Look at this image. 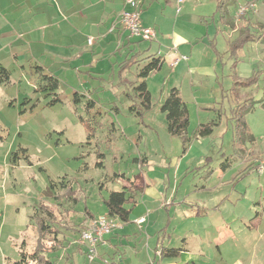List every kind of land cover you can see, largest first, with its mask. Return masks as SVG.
Returning <instances> with one entry per match:
<instances>
[{
    "label": "rangeland",
    "instance_id": "obj_1",
    "mask_svg": "<svg viewBox=\"0 0 264 264\" xmlns=\"http://www.w3.org/2000/svg\"><path fill=\"white\" fill-rule=\"evenodd\" d=\"M19 1L0 0V32L20 9L24 17L32 14L28 9L31 1ZM11 4L9 13H1ZM246 6H241L238 13ZM4 39L0 37L1 47ZM166 40L162 41L164 50L171 46ZM149 45L147 41L142 43L144 48ZM257 49L250 42L239 52L246 76L251 75L253 66L264 68L260 62L254 65V59L262 56ZM4 57L1 52L0 59ZM169 63L168 57L162 70L148 79L152 108L143 119L121 94L123 87L117 86L116 73L105 75L102 81L86 76L78 79L53 66L62 82L58 91L62 102L54 106L47 105L50 98L30 73L29 63L24 76L16 73L12 84L0 86V264L18 261L23 246L28 252L35 247L38 232L32 217L42 204L55 209L62 239L60 249L48 257L54 264H81L85 260L81 251L87 247L81 233L93 221L88 211L99 216L106 213L104 199L127 184L123 178L115 179L116 174L135 179L142 172L149 177L153 193L138 191L136 203L128 207H133L132 220L146 215L149 222L143 229L135 223L128 224L130 233L124 239L127 259L121 262L118 255L117 263L144 264L143 260L153 259L152 235L165 225L166 219H173L168 232L174 235L172 239L167 236V247H184L186 238L185 246L190 250L206 243L205 264H264V171L259 172L260 167L264 168V106H257L247 117L256 141L235 146L231 120L235 105L230 103L231 94L223 98L216 85V100L203 97L202 101H212L210 106L216 109L200 111L193 102L189 104L190 141L186 143L168 132L166 115L161 110L177 82L176 70ZM131 79L136 80L133 76ZM248 89L255 101L264 99V76ZM76 91L84 94L80 96L78 112L73 102ZM199 91L204 93L203 89ZM93 100L98 102L97 107L88 113L86 105ZM80 116L95 122L94 137L88 139ZM210 122L216 123L213 133L199 136V126ZM98 153L105 155L104 167L97 166ZM146 157L148 164L140 166ZM53 183L57 188H52ZM64 183L67 189L62 187ZM69 189L73 191L72 199L55 198ZM154 191L161 193V199ZM200 234L206 242L194 240ZM93 264L105 262L98 259Z\"/></svg>",
    "mask_w": 264,
    "mask_h": 264
},
{
    "label": "crops",
    "instance_id": "obj_2",
    "mask_svg": "<svg viewBox=\"0 0 264 264\" xmlns=\"http://www.w3.org/2000/svg\"><path fill=\"white\" fill-rule=\"evenodd\" d=\"M30 1L28 9L33 16L30 15L27 18L26 15L24 17L25 12L20 9L10 18L11 22L7 21L0 32V37L5 38V45L0 46V53L3 52L5 55L0 59V68L3 67L10 71L11 82H13L14 74L18 73L21 76L26 74V63H29V68L32 71L30 73L36 78V82L38 79L36 67H42L45 74H55L60 80L59 72L52 68L57 66L63 72L72 76L76 75L78 79L81 76H86L102 81L105 75L112 73L115 76L116 73L117 86L123 87L121 94L125 95L126 85L120 83L121 77L139 84L143 80L139 78V73L151 60L148 57H160L163 61L161 69L156 71L162 70L169 57L170 66L176 70L177 82L173 88L179 89L189 111V104L193 102L197 110L210 112L216 109V106H210L212 101H202H204L203 97H215L214 101L216 100V85L221 91L222 87L225 90L231 89L235 79L234 73H236L238 81L250 78L258 70L262 71L258 81L264 76V68L261 69L255 64L258 62L264 64V43L251 42L255 43L258 52L262 51V56L258 55L254 59L256 66L252 67L250 76H246L242 72L241 65L244 60L239 58V52L245 46L238 51L239 62L235 66V59H228L227 54L234 38L239 36L243 29L244 19L238 13L240 7L255 1L256 8L249 9L248 16L254 23L264 24V0H243V2L226 0L225 18H221V13L217 10L218 0H136L142 11L143 23L146 26L154 27L158 33L154 41H147L150 42L148 48L142 47L143 40L130 37L118 22L124 9H132L126 0ZM12 5L3 7L1 13L4 15L9 13ZM43 7L46 8L43 10ZM255 16L259 18L256 19ZM39 19V24H37L36 21ZM89 38H93L92 44L88 43ZM165 40L171 43L168 50L162 48V41ZM212 44H215L220 53H226L223 59H218ZM154 45L156 46L155 50ZM182 56H187V59H182ZM133 57L137 64L120 75L119 65ZM176 60L178 63L174 65ZM154 72L145 79L149 90L148 79ZM131 76L136 80H132ZM212 82L215 85L211 84ZM225 82L227 83L225 84ZM60 85H62L61 80ZM0 86L5 85L0 84ZM98 86L100 88L101 84ZM252 86H239L236 94H231V105L236 106L237 103L245 100H254L248 91V88ZM256 86L260 89L258 83ZM99 88H94V90L97 91ZM129 88L131 89L130 85ZM246 88L247 90H245ZM201 89L204 93L199 91ZM225 94L228 98L229 92ZM74 95L84 96L81 91H76ZM93 101L94 107H97L98 102ZM128 101L132 103L130 100ZM256 101L257 104L251 113L257 106H264V99ZM188 140L190 141L189 138ZM255 141L254 136L253 142ZM146 159L147 162L143 165L148 164V157ZM135 183L137 187L142 188L141 193L148 191L153 193V189H149L151 187L150 179L145 173L142 172L136 178ZM154 193L157 198L161 199V193L156 191ZM166 203L168 205V202ZM92 215L94 218L99 216ZM141 217H146V221L143 224H138L137 220ZM139 218L130 219L126 224L119 223V227L112 234L106 236L107 243L99 247L98 259L103 260L105 264H119L115 260L118 255L120 256L119 261L126 260L127 252L124 248V239L130 233L127 230L128 224L135 223L139 229H143V225L149 222L146 215ZM172 224L173 219H166L165 225L162 228H157L152 235L155 238L154 258L149 257V260H143L144 264H205L206 243L197 250H190L185 246L188 244L186 238L183 240L184 247H173L181 249L178 256L169 257L158 254L160 249H172L165 246L167 236L168 239H172L174 235L171 236L168 232ZM197 237L194 240L206 242L201 234ZM86 251L87 247L85 251H81L82 258L85 257L81 264H90L87 263ZM179 258L183 259L176 260Z\"/></svg>",
    "mask_w": 264,
    "mask_h": 264
},
{
    "label": "trees",
    "instance_id": "obj_3",
    "mask_svg": "<svg viewBox=\"0 0 264 264\" xmlns=\"http://www.w3.org/2000/svg\"><path fill=\"white\" fill-rule=\"evenodd\" d=\"M226 0H218L217 10L221 13V18H225V8H226ZM244 19L243 29L236 40H234L230 48L227 52L228 59H235L234 66L239 62L237 59L238 51L245 46L246 43L249 42H262L264 43V24L254 23L251 18L248 16V11L244 14H241ZM213 50L217 54L219 60L223 59L226 53H220L215 44H212ZM135 57V56H134ZM134 57L132 59H128L122 64L119 65L120 75L126 70L130 69L134 65L137 64V61H134ZM151 60L145 65L139 73V78L143 79L139 84L136 82H131L124 77H121V84L126 85L125 95L131 103V110L135 112V114L141 119L144 118L145 113L152 108V95L148 88V84L146 82V78L154 71L160 70L163 61L160 57L150 56ZM38 79V86L46 93V97L50 98L47 102L48 106H54L62 100L59 97V89H60V80L58 76L55 74H45L44 69L42 67H36ZM262 71L258 70L252 74V76L246 80L238 81L236 77V73H234V83L231 89L225 90L222 87V97L226 98V94L230 93L232 95L236 94L238 91V87H249L254 85L258 80ZM0 84L8 86L11 84V73L8 69L1 67L0 68ZM131 86V89L129 88ZM130 90V91H129ZM28 99L27 101H29ZM73 102L75 104V111L78 112V104L81 103L80 96L75 95ZM257 101L253 99L245 100L243 102L237 103L236 106L231 109V120L233 122V135H234V145L235 146H245L248 142L254 141V136L250 131L249 125L247 123V115L251 113ZM87 112L90 113V109L94 108V101H89L86 105ZM161 110L166 115L168 132L172 136H178L183 138L184 142H189L188 140V129L190 124L189 119V111L186 103L181 97L180 91L177 88H172L167 95ZM24 111V110H23ZM80 121L86 127L87 132L89 133L88 139L94 137V123L91 120L86 119L80 116ZM216 125L215 122H210L206 124H201L198 128L197 134L201 137L210 136L213 133V128ZM114 129V128H113ZM3 137L0 135V140ZM26 153V150H22ZM17 153L14 154V161L17 162L18 159ZM98 161L97 166L104 167V158L105 155L103 153H98ZM147 159L144 158L140 162V166H142ZM115 179H125L127 184H130L129 187L127 184L124 185L123 190L121 191H111L109 196L104 199V203L107 207L106 214L109 219H113L118 224L123 223L126 224L130 221L131 212L133 207H128V205H134L136 203V195L137 192H142V188L136 187L135 179H131L126 177L124 173L116 174L114 176ZM56 184H52V188L55 189ZM63 188L67 189L68 185L63 184ZM73 191L71 189L67 190L64 194L56 195V199L61 198L62 196L67 197L68 199H72ZM88 211V210H87ZM91 219H96L94 216L88 211ZM36 223L38 237L36 239L35 247L28 252L25 249V246L22 247L20 251V259L15 261L13 264H54L53 261L48 257L49 254L57 252L62 246V239L60 238L61 231L57 227V215L55 209L46 204L40 205L37 211L34 213L32 217ZM117 228H115L110 234H112ZM106 236L104 242L100 245L106 244ZM86 244V243H85ZM99 245V246H100ZM181 249H160V256H169L176 257L179 255ZM99 257V247H98V256L90 261L88 259V249L86 251V259L88 263L95 262Z\"/></svg>",
    "mask_w": 264,
    "mask_h": 264
},
{
    "label": "built area",
    "instance_id": "obj_4",
    "mask_svg": "<svg viewBox=\"0 0 264 264\" xmlns=\"http://www.w3.org/2000/svg\"><path fill=\"white\" fill-rule=\"evenodd\" d=\"M127 4L132 9H124L118 19L122 29L129 33L130 37H135L143 41H154L157 37V30L154 27L146 26L143 23L141 9L136 0H126ZM255 4L250 3L240 10V14H244L250 8H254ZM88 43H93V38L88 39ZM182 59H187V56H182ZM178 63L175 61L174 65ZM259 172H263L264 168L260 167ZM146 217H141L137 220L138 224H143ZM119 224L113 219H109L105 215H101L93 219L91 225L86 230L82 231L81 238L86 243L88 249V259L93 261L98 256V247L104 242L105 236L109 235ZM160 254V251L158 252Z\"/></svg>",
    "mask_w": 264,
    "mask_h": 264
}]
</instances>
